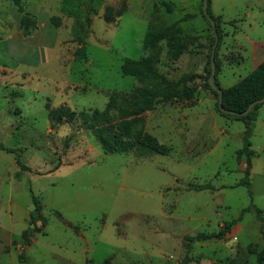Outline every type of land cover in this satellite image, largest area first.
<instances>
[{
  "label": "rangeland",
  "instance_id": "1",
  "mask_svg": "<svg viewBox=\"0 0 264 264\" xmlns=\"http://www.w3.org/2000/svg\"><path fill=\"white\" fill-rule=\"evenodd\" d=\"M162 2L173 3V11ZM201 4L22 0L37 23L26 36L19 8L0 0V144L13 150H0V264H258L264 220L254 210L242 215L231 236L185 246V236L217 233L246 208L264 211V104L249 139L255 151L250 194L238 185L246 167L237 158L245 124L217 112L205 87L215 45ZM211 12L222 18L217 80L225 89L264 58L252 50L264 43V0H211ZM185 16L180 26L188 49L174 60L161 43L156 68L170 81L193 75L186 83L193 97L159 103L144 124L129 127V133L142 128L170 152L106 153L80 113L103 111L113 94L140 87L123 74L124 61L146 57L147 32ZM82 45L87 59L76 60ZM62 108L75 118L53 119ZM18 159L31 170L22 171ZM34 197L47 224L38 221L44 234L28 243L23 233L33 228Z\"/></svg>",
  "mask_w": 264,
  "mask_h": 264
},
{
  "label": "trees",
  "instance_id": "2",
  "mask_svg": "<svg viewBox=\"0 0 264 264\" xmlns=\"http://www.w3.org/2000/svg\"><path fill=\"white\" fill-rule=\"evenodd\" d=\"M15 6L19 8L22 17L20 19L21 28L26 36L30 35V31L36 28V20L32 18L28 13L24 12L22 7V0H10ZM158 4H155V7ZM171 13L174 9L173 3L162 2L161 5ZM202 13L203 11V0L201 4ZM207 12L211 20L214 22V26L209 22L210 27L214 32V59L216 63L215 79L214 84L217 88L222 90L223 93V108L227 111H233L236 113H242L246 111L249 105L260 99H264V61H262L248 76L236 83L235 85L222 88L217 80L219 73V63L217 61V50L220 45V33H221V16H214L211 12V0L208 1ZM110 14V13H109ZM105 15V20L111 18L112 13ZM205 15V14H204ZM190 16H185L180 21L170 24L163 30L155 31L151 30L147 32L144 41L143 49L148 52V55L140 60L126 59L122 66L123 74L126 76H132L138 79L141 86L133 90L131 93H115L111 96L110 102L103 111L95 109L91 113L81 112L82 117L86 122H90L93 128H96V135L106 153H126L135 151L136 153L143 155L146 152L166 155L170 152L169 148L162 144L144 131L142 128L129 133L131 122H142L144 124V115L147 112L152 111L155 106L162 102L178 101L183 99H191L194 94V89L186 87V83L191 81L193 75H183L177 81H170L164 75L159 73L156 68V64L159 61L160 46L161 43L165 42L168 47V57L177 60L187 49L188 42L184 39L183 30L180 26V22L186 21ZM212 52L207 61L205 72V87L215 97V107L217 112L221 115L240 120L245 124V131L243 134L244 145L243 148L237 152V158H245L246 167L244 171V178L238 183V185L245 186L250 192V174L252 170V158L255 155V151L251 149L250 136L254 129L255 122L257 120L258 109L264 104L256 105L253 110L246 116H236L226 114L221 111L219 107V93L215 90L208 82L211 76V56ZM76 60H86V47L82 45L74 53ZM116 112L117 115H114ZM66 116L68 118H75L76 113L70 112L65 109L54 111L51 113L52 118L56 119L58 116ZM137 118H139L137 120ZM135 119V120H134ZM118 120V121H117ZM130 120V121H126ZM132 120V121H131ZM128 138L125 141L124 138ZM0 150L12 153L13 150L7 149L4 145L0 144ZM18 166L22 171H30L31 169L24 165L19 159L17 160ZM17 177H20L18 174ZM200 190L209 189V187H201ZM34 203L37 205L36 208L30 214L29 225L33 226L31 230H27L23 233V239L27 240L28 243L31 241V236L35 233H42L41 227H38L36 223L41 221L42 227H45L47 220L41 215V208L39 207L40 202L36 197L33 198ZM254 210L259 220H264L262 217L263 210L258 209L254 206L246 208L242 211L241 215L232 221L225 222L217 233L205 234L198 233L194 236H185V246L188 247L189 243L208 241L212 239H225L227 236L234 234L235 228L238 226L239 221L244 213ZM44 234V232H43ZM188 242V243H187ZM19 260L24 261V255H19ZM258 264L264 263V249L257 255ZM103 264H111L110 260H106ZM181 264H187L186 260H183Z\"/></svg>",
  "mask_w": 264,
  "mask_h": 264
},
{
  "label": "water",
  "instance_id": "3",
  "mask_svg": "<svg viewBox=\"0 0 264 264\" xmlns=\"http://www.w3.org/2000/svg\"><path fill=\"white\" fill-rule=\"evenodd\" d=\"M208 1L209 0H203V11H204V14L210 19L212 25L214 26V22L211 20V18L208 15V12H207ZM214 51H215V46L213 48V52H212V56H211V76H210L208 82L219 93V107H220L221 111L224 112V113H226V114L236 115V116H246V115H248L253 110V108L256 105L264 103V99H260V100H256V101L252 102L249 105L248 109L246 111L242 112V113H236V112H233V111H227V110H225L223 108V105H222V101H223V93H222V90H220L219 88H217L215 86V84H214L215 71H216V63H215V59H214Z\"/></svg>",
  "mask_w": 264,
  "mask_h": 264
},
{
  "label": "crops",
  "instance_id": "4",
  "mask_svg": "<svg viewBox=\"0 0 264 264\" xmlns=\"http://www.w3.org/2000/svg\"><path fill=\"white\" fill-rule=\"evenodd\" d=\"M253 52L255 53V55L257 54H262L264 52V43H253ZM264 61V58L258 63L256 64L255 68L262 62Z\"/></svg>",
  "mask_w": 264,
  "mask_h": 264
}]
</instances>
